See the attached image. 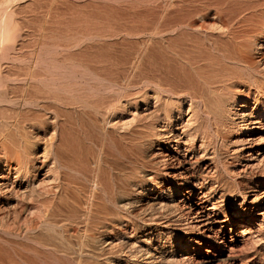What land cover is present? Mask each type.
Here are the masks:
<instances>
[{
  "label": "bare ground",
  "instance_id": "bare-ground-1",
  "mask_svg": "<svg viewBox=\"0 0 264 264\" xmlns=\"http://www.w3.org/2000/svg\"><path fill=\"white\" fill-rule=\"evenodd\" d=\"M0 264H264V0H0Z\"/></svg>",
  "mask_w": 264,
  "mask_h": 264
},
{
  "label": "rangeland",
  "instance_id": "rangeland-1",
  "mask_svg": "<svg viewBox=\"0 0 264 264\" xmlns=\"http://www.w3.org/2000/svg\"><path fill=\"white\" fill-rule=\"evenodd\" d=\"M233 178L238 182L241 181V178H239L238 176H233Z\"/></svg>",
  "mask_w": 264,
  "mask_h": 264
}]
</instances>
